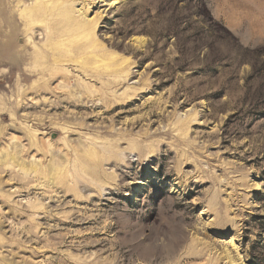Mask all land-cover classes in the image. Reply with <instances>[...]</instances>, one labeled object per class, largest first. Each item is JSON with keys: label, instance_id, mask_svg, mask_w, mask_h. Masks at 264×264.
<instances>
[{"label": "rangeland", "instance_id": "obj_1", "mask_svg": "<svg viewBox=\"0 0 264 264\" xmlns=\"http://www.w3.org/2000/svg\"><path fill=\"white\" fill-rule=\"evenodd\" d=\"M72 9L85 27L56 53L72 78L42 94L17 82L31 34L3 17L0 151L65 173L0 161V264H264V0Z\"/></svg>", "mask_w": 264, "mask_h": 264}, {"label": "bare ground", "instance_id": "obj_2", "mask_svg": "<svg viewBox=\"0 0 264 264\" xmlns=\"http://www.w3.org/2000/svg\"><path fill=\"white\" fill-rule=\"evenodd\" d=\"M20 1L18 0V2H20ZM30 1H29V3L31 5L25 6L23 9H21L18 12V17H15V15H14V11H15L14 8L15 7L13 4L14 0H0V34L2 36H7V37H14L15 36V33L12 31V29H10L6 32V30L4 28L5 24H6V22L3 18L5 13L9 14V16L11 18L9 22L12 23V25H14V30H16L17 27H19V25H23L21 28L18 29L19 33H26V34L30 33L32 39L36 37L37 34L35 35V32L37 30L41 31V29H43V27L48 29V31H46V34L44 33L45 31H43V30H42L43 33L41 32V34L45 35L44 38L47 39V41H48L47 44L43 41V43L40 44V47H37V45L35 43H33V45H31V43L33 41L30 38V39H28L29 43L24 42L22 49L18 50L14 56L16 60H19V59L23 60V63H24V70L22 71V73H20V72L18 73L17 82L18 81L20 82L21 77H23V76H25L26 78L28 76H30L29 73L37 75L40 78H38L37 80L31 81L30 86H28V88L30 90H32V92L35 94L36 93L42 94V92L46 91L49 88L50 85L48 86V84L51 81V79H53V78L54 79L55 78L63 79V81H67V82H69L71 80L72 76L69 73L70 69L61 65L60 62L62 61V59L60 57H58L59 55L56 53L60 52V50H62L63 46L65 45V44L63 45V41L66 39H69V38H64V37L65 36H71L75 30L83 29L85 27L87 19L80 20L76 17H73L72 16L73 13H72V15L70 14L71 10H73L72 9V0H30ZM74 10H75V7H74ZM78 11H76V12H78ZM88 30H89V28H88ZM90 31H91V28H90ZM79 36H81V34H79L77 37H79ZM73 39L74 38H72V41H73ZM52 40H54V43H53L54 46L51 45ZM40 43H41V41H40ZM71 44H73V42ZM49 46H51L50 50H49ZM84 46H86V44ZM63 49H65V48H63ZM78 49H77V51H78ZM82 67H84V66L80 65V69H82L84 72H86V68H82ZM27 72H28V74H27ZM86 75L91 76V74H89V73ZM60 82H61V80H60ZM75 82L77 83L78 81H75ZM59 83H58V88L62 86L66 89L67 84L64 85L65 84L64 83L63 85L62 84L59 85ZM78 84H80V83L78 82ZM74 85H75V83H74ZM83 85L82 86H81V84L76 85V87L80 88V87H83ZM59 89H61V88H59ZM49 90H51V89L49 88ZM52 90H53V88H52ZM68 92H70V91H68ZM82 92L84 93V91H82ZM19 95L22 98H24V96L26 95V92L24 90L22 91L20 89V87L18 88V96ZM20 97H19V99H20L19 103L22 104V102H21L22 100ZM63 100L65 101V96H64ZM24 116L29 117L28 114H25ZM30 136H32V135L29 134L28 137H30ZM12 138H14V137H12ZM74 150H75V148H74ZM21 151H23L22 148H18V146L15 143H13V146H12V148H10V150L6 149L5 153L0 151V161L1 160L5 161V162H7L8 165H15V164L19 165L20 169L24 172H33L37 175L43 174L45 177L48 175H51V177H53L56 174L62 175L65 173L64 164L59 159H56V160L54 159V161L52 160V162H50L48 165H42L40 167L39 164H37V163L28 162V164H27L24 162L23 159H20L19 154L21 153Z\"/></svg>", "mask_w": 264, "mask_h": 264}, {"label": "clouds", "instance_id": "obj_3", "mask_svg": "<svg viewBox=\"0 0 264 264\" xmlns=\"http://www.w3.org/2000/svg\"><path fill=\"white\" fill-rule=\"evenodd\" d=\"M169 243H170V241H169L167 238L162 239V240L160 241V244H161L162 246H165V247H166Z\"/></svg>", "mask_w": 264, "mask_h": 264}]
</instances>
